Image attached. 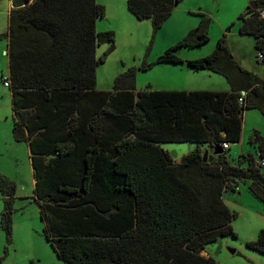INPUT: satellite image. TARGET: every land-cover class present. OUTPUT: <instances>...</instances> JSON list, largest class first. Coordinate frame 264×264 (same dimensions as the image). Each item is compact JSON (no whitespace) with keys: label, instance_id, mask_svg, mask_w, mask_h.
<instances>
[{"label":"trees","instance_id":"trees-1","mask_svg":"<svg viewBox=\"0 0 264 264\" xmlns=\"http://www.w3.org/2000/svg\"><path fill=\"white\" fill-rule=\"evenodd\" d=\"M180 1L127 4L136 18L151 19L157 33ZM256 3V9L240 15L239 30L255 37L264 64V0ZM18 10L29 14L27 20L43 36L48 30L49 48H22L20 54L14 19L20 12L11 13L4 36L13 133L18 141L30 139L33 198L45 235L64 264H222L202 251L222 236H237L233 220L238 213L225 193L249 182L251 195L264 202L262 133L254 130L249 138L256 154H230L231 144L241 140L245 109L264 115V80L240 65L221 38L211 54L187 63L225 76L228 91L150 86L137 91L135 68L118 75L112 90H98L96 67L116 46L114 30L96 32L105 6L96 0H35ZM86 24L91 31L84 30ZM209 38L203 18L157 62H183L178 47L203 45ZM98 40L109 43L100 58ZM165 142L196 147L177 162L163 148ZM216 145L225 152L204 160L205 149ZM0 189L1 227L11 237L17 185L0 175ZM247 246L264 253V228Z\"/></svg>","mask_w":264,"mask_h":264},{"label":"rangeland","instance_id":"rangeland-1","mask_svg":"<svg viewBox=\"0 0 264 264\" xmlns=\"http://www.w3.org/2000/svg\"><path fill=\"white\" fill-rule=\"evenodd\" d=\"M104 1L108 2V0ZM257 1L181 0L157 33L154 31L151 19L136 18L132 36L123 25L113 21L114 12L110 4L109 18L103 17L100 20L102 24L112 23L119 32L116 33L115 49L109 53L107 60L97 67L96 87L112 89L116 77L130 68L136 69L137 90L147 88L151 81L155 84L169 82L171 86L189 89L217 87L215 79L207 77L212 74L210 71H195L187 67V62L190 60L187 56L199 53L201 56H197L198 58L208 56L216 49L218 40L221 38H225L234 58L244 68L251 67L249 65L252 63L256 69L263 70L264 67L257 64L255 57V37L241 34L239 30L240 15L248 11L252 2ZM10 8V0H0V175L14 181L17 190L14 202L13 233L9 237L5 229L1 227V213L5 205L0 189V262L64 264L45 235V223L41 219L40 207L33 198L34 175L28 144L26 141H18L13 133L12 92L4 85V80L9 75V59L5 52L8 41L4 34L8 31ZM203 18L210 36L206 43L193 47L188 45L178 47L175 52L183 59V62H157L167 49L186 39L199 26ZM149 65L151 66L143 69ZM213 76L227 82L223 75L213 74ZM254 130H259L264 136V115L259 109L249 108L243 114V142L240 140L241 142L231 144L232 158H237L243 152L245 154L250 151L255 154L258 152L249 144V138ZM162 146L177 162L196 147L191 142H167ZM248 186L249 182L247 185L242 182L234 193L227 192L224 195L229 207L238 213L237 218L233 220L237 236H222L205 246L209 255L222 264H264V253L247 246V242L257 239L264 228V202L253 196V200L246 195L243 197L244 187L248 188Z\"/></svg>","mask_w":264,"mask_h":264},{"label":"crops","instance_id":"crops-1","mask_svg":"<svg viewBox=\"0 0 264 264\" xmlns=\"http://www.w3.org/2000/svg\"><path fill=\"white\" fill-rule=\"evenodd\" d=\"M10 1H11V8H10V11H9L8 31H7L6 34H8L9 30H10L11 13L13 11L14 12H20V13H16V16L14 17L15 26H16V33H17V35L19 36V38H20V40L22 42V44H20V46H19L20 54L25 52V50H23L22 48H25L27 50H29L31 48V50H33V49H35V48H37L38 46H41V45H43L44 47L46 46V48H49V32H48V30L45 32V35L43 36V34H41L40 31L37 28H34L32 23L29 20H27V19H30L29 18L30 17L29 14H28V16H25V14H24L25 10H18V9L28 8L35 0H29V1L28 0H10ZM96 1H97V3L105 6L106 11H105V16L104 17H107V18H109L108 10H109V6L111 4V8H112V10L114 12L113 21L114 22L117 21L118 23L123 25V27L127 31L131 32L130 34L132 36L134 25L136 23L134 21H137V20H136V17L134 16V14L130 10H128L129 7H128V4H127V0H108V2L104 1V0H96ZM127 7H128V9H127ZM21 11H23V12H21ZM100 19L101 18H97L96 19V32H97V34H100L103 31H107V30H114L115 33L119 32V30L116 27H114L112 23H108V22L106 23L105 22L104 24H102ZM128 23H129V25H128ZM23 24H24V26H22ZM87 29L89 31H91V26H89L88 24L85 25V29L84 30L87 31ZM6 38H7V41H8V37L7 36H6ZM44 39H45V41H43ZM255 44H256V39H255ZM108 47H109V43H101L98 40V42L96 44V48H95L96 57L100 58L102 56V53L105 52L108 49ZM5 52H6V55H7L8 59H9V75H8V77H9L10 76V56L8 55V53H9L8 43H7V48H6ZM35 54L37 55L38 52H35ZM197 56H201V54L199 53V54L193 55V56L189 55V56H187V58H189V59H195L196 58L197 59L198 58ZM255 57L257 59V64L259 66H261V67L262 66L264 67L263 62L261 64L262 56L258 52L257 48H256V56ZM24 60H25V58H24ZM168 63H170V62H168ZM101 64H103V63H99L97 65V67L99 65H101ZM249 66H251V67H246V69H249L250 71L256 73L260 78H262L264 80V68H263V70H261L260 68L256 69L252 65V63H250ZM97 67H96V73H97ZM187 67H189V69H193L189 65H187ZM193 70H195V69H193ZM200 70H205L206 71L207 69H200ZM200 70H195V71H200ZM207 71H210V70H207ZM210 72L212 74L208 75L207 77H209L211 79H215V81H216L215 84L217 86V87H212L210 89H200V88H190L189 89L188 87L171 86V83H169V82H165V83L164 82H158V83L155 84L152 81L148 83L149 84L148 86H150L153 89H157V90H163V89L164 90H195L196 89V90L228 91L231 88V86L229 88L230 83L228 82V80H227V82H225V80H221L220 81V80H218L219 78H216V76H213V74H219V73H216V72H213V71H210ZM98 90H112V89H98ZM137 91H140V90H137ZM11 92H12V109H13V106H14V100H13L14 99V95H13V91L12 90H11ZM244 92L245 91H243V93ZM246 110L247 109H245V111ZM244 112H243V114H244ZM13 114H14V112H13ZM13 125H14V123H13ZM242 137H243V131H242ZM242 137H241V141L243 142ZM24 141H26V143L28 144V148H29V156H30L32 169H33L34 188H35L36 178H35L34 162H33V158H32V147H31V143H30V139L29 138H27V140H24ZM165 143H167V142H165ZM207 148H209V147H207ZM242 152H243V150H242ZM242 154H244V152ZM247 184H248V182L246 183V185ZM244 189H245V191H243V193L241 192L243 197H244V195H246L247 198H249L250 200H253L254 198L252 197L251 193L248 191L249 189L246 188V187H244ZM236 194L240 195L237 192H236ZM3 199H4V196H3ZM254 201L256 202V200H254ZM202 254L205 255V256H211V255H209V253L206 250H203Z\"/></svg>","mask_w":264,"mask_h":264},{"label":"water","instance_id":"water-1","mask_svg":"<svg viewBox=\"0 0 264 264\" xmlns=\"http://www.w3.org/2000/svg\"><path fill=\"white\" fill-rule=\"evenodd\" d=\"M250 6L252 8H254V9L257 8L256 2H252L250 4ZM223 152H225V149L222 146H220V145H216L214 147L206 148L205 149V152H204V160H207V156L209 154H210L211 160H213V158H214L215 155H218V154L223 153Z\"/></svg>","mask_w":264,"mask_h":264},{"label":"built area","instance_id":"built-area-1","mask_svg":"<svg viewBox=\"0 0 264 264\" xmlns=\"http://www.w3.org/2000/svg\"><path fill=\"white\" fill-rule=\"evenodd\" d=\"M4 85L9 87L10 86V81L8 79H5L4 80ZM243 94H245V92ZM242 101H243V97H240V102H242ZM227 147H228V143H225V148H227Z\"/></svg>","mask_w":264,"mask_h":264}]
</instances>
